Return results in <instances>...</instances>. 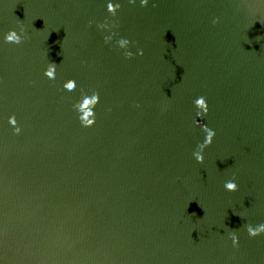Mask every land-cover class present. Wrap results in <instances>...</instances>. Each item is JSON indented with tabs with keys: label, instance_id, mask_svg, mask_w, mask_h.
Instances as JSON below:
<instances>
[{
	"label": "water",
	"instance_id": "95a60500",
	"mask_svg": "<svg viewBox=\"0 0 264 264\" xmlns=\"http://www.w3.org/2000/svg\"><path fill=\"white\" fill-rule=\"evenodd\" d=\"M108 2L0 0V264H264V0Z\"/></svg>",
	"mask_w": 264,
	"mask_h": 264
},
{
	"label": "clouds",
	"instance_id": "9594fccd",
	"mask_svg": "<svg viewBox=\"0 0 264 264\" xmlns=\"http://www.w3.org/2000/svg\"><path fill=\"white\" fill-rule=\"evenodd\" d=\"M129 3L134 4L135 0H129ZM147 3H148V0H141V6L142 7L147 6ZM106 7H107V11L112 16H115L117 10L120 8V5L119 4H113L111 2V0H109ZM215 22L216 21H214V23ZM107 26H108L107 22L100 25V27H107ZM20 32L21 33L24 32V28L22 26L20 28ZM24 39H25V37L23 35L18 34L16 30H9L5 35V41L8 43L20 44L23 42ZM105 39L107 40L108 37H105ZM127 42H128L127 39H122L120 41L121 45H123ZM140 54L143 55V52L141 51ZM131 55H132L131 53L125 54L126 58H130ZM55 70H56V64L50 62L48 64L44 74L49 79H55V75H56V74L54 75ZM69 80H74V79H69ZM63 87L65 88V85H63ZM67 87L72 88V85L69 84V85H67ZM83 93H85V92L82 91L81 95H83ZM98 102H99V93L96 91H93L92 95L90 97H85L83 103L79 105L81 113H82L81 115H79V119L81 121V124L84 127L92 126L95 123V113H94L93 109L98 104ZM194 105L196 108L201 110V111H198L196 113V115L198 117H203V116L207 115V113L209 111L208 104L206 102V99L203 96L198 97L194 101ZM9 123L14 127L15 134H19L21 129L19 126H17V120H16L14 115L9 117ZM199 126L206 133V136H205L204 142L197 146L198 150L193 152V156L198 163H203V161H204L203 151L206 147H208L212 144L216 133L214 130L210 129L206 125H199ZM224 187L229 192H235L238 190V185L234 181V179L226 181L224 184ZM245 227H246V231H247L249 237H251V238H255L261 234H264V224H260L257 226H253L251 224H248ZM230 239L232 240L233 246L237 247L239 244V239H238V236H237L235 230L230 233Z\"/></svg>",
	"mask_w": 264,
	"mask_h": 264
}]
</instances>
